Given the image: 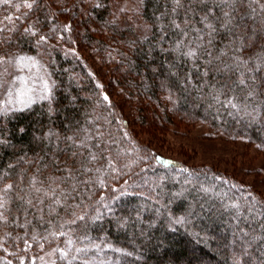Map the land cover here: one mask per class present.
<instances>
[{"label": "trees", "instance_id": "16d2710c", "mask_svg": "<svg viewBox=\"0 0 264 264\" xmlns=\"http://www.w3.org/2000/svg\"><path fill=\"white\" fill-rule=\"evenodd\" d=\"M118 1L0 3V56L36 53L55 75L50 99L0 115L1 264H34L46 247L61 248L68 264L99 255L108 264H264V197L161 153L150 174L134 130L111 109V84L53 42L83 24L105 56L117 54L139 123L162 132L199 118L264 146V0H141L134 17L148 23L145 34L133 17L116 20ZM121 177L138 194L110 186ZM154 187L161 204H145ZM118 252L130 256L114 262Z\"/></svg>", "mask_w": 264, "mask_h": 264}, {"label": "rangeland", "instance_id": "374dc122", "mask_svg": "<svg viewBox=\"0 0 264 264\" xmlns=\"http://www.w3.org/2000/svg\"><path fill=\"white\" fill-rule=\"evenodd\" d=\"M140 10L141 0H119L115 4L116 20L126 22L131 18V22L133 17L137 27L145 34L148 31V23L143 22L141 17L140 19L134 17L139 15ZM120 16L123 19H120ZM77 23H74V25L77 26ZM85 29L84 25L80 24V27L77 28L79 31L77 36L65 33L66 37L61 35L53 37V42L61 45V50H65L69 54H76L89 74L101 87L104 86L105 90L109 89V83L111 84L113 88L111 96L113 106L111 109L114 113H120L121 117H125L128 121L129 129L134 130L135 137L138 144H140L139 153L142 155V159L145 160H143L145 167L147 165L148 169L151 170L150 174L157 172L150 164V161H153V152L161 153L175 158L180 164L178 167L205 166L218 169L225 175L240 181L252 192H258L264 197V146L251 141L249 138L223 132L221 129L212 127L207 121L199 118L177 120L173 124L168 123L162 132L157 131L156 127L149 124L139 123L137 121L139 112L135 108L136 98L128 96L129 93L119 80L118 71L120 68H118V60L115 59L117 54L115 56L114 54H109V57H107L108 52L101 51V45L88 39L86 34L82 35V33L87 32ZM105 32L107 33L109 30L105 28ZM111 40L108 38L106 43L113 44ZM108 44L107 49H110ZM105 53L107 56H105ZM46 62L36 53L30 52H12L6 56H0V115L30 107L37 101L48 100L52 97L55 90V75L53 74V69ZM29 100H31V104L25 106ZM150 170H147V173ZM93 171L96 172V175L101 176L105 169L103 167H95ZM170 174L169 171L168 174L164 173L157 176L163 177V180H165L166 177H168L167 179L170 178ZM173 175L175 178L182 176L178 170ZM160 178L149 181L147 184L150 187L152 186L150 183L154 182V186H157L161 180ZM190 180L192 178L186 176L182 183V189L188 186L191 187L192 181ZM123 181H125L124 177H121L118 183H109H111L110 186L112 188L118 186L121 191L126 190V193L138 194L137 191H132L134 188L129 189L127 184L121 185ZM78 193L81 194L82 192ZM139 194L142 196V193ZM154 195L155 187L150 192L148 191V196L145 197V204H152L153 201L161 204L157 197L154 199ZM112 200L110 202L112 206L115 203H119L116 198ZM76 205L78 204L76 203ZM105 214L115 218L114 214L110 213L109 210H106ZM68 248H71V246L68 245ZM60 250L62 249H59V247L54 249L53 247H46L45 251H42L37 256L36 263L68 264L63 259L65 254L62 255ZM121 253H124L125 257L130 256L127 252ZM121 253L118 252L114 262L121 260ZM58 254H60V258H56ZM55 260L56 263H54ZM88 260L85 264H108L106 257L101 255L94 258L91 257Z\"/></svg>", "mask_w": 264, "mask_h": 264}, {"label": "snow or ice", "instance_id": "6c2138e0", "mask_svg": "<svg viewBox=\"0 0 264 264\" xmlns=\"http://www.w3.org/2000/svg\"><path fill=\"white\" fill-rule=\"evenodd\" d=\"M9 2V0H0V3H8ZM175 2L178 4L179 3V0H175ZM29 7H31V4H29L28 5ZM43 39V38H42ZM193 53H189V55H192ZM241 83H243V81H241ZM46 98V97H45ZM105 99L107 100L108 99V97L107 96H105ZM31 104V100H29L28 101V104H26L25 106H28V105H30ZM12 186L11 185H8L7 186V188H11ZM7 189H5V191H6ZM3 207V201L2 200H0V208H2ZM79 251V250H78Z\"/></svg>", "mask_w": 264, "mask_h": 264}]
</instances>
